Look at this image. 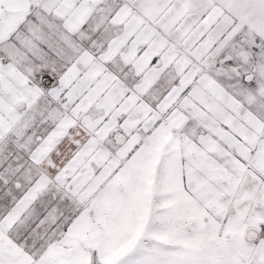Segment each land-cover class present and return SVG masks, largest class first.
I'll return each instance as SVG.
<instances>
[{"label": "snow or ice", "instance_id": "obj_1", "mask_svg": "<svg viewBox=\"0 0 264 264\" xmlns=\"http://www.w3.org/2000/svg\"><path fill=\"white\" fill-rule=\"evenodd\" d=\"M0 264H264V0H0Z\"/></svg>", "mask_w": 264, "mask_h": 264}]
</instances>
